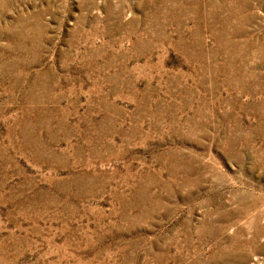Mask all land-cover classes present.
Segmentation results:
<instances>
[{"label":"rangeland","instance_id":"rangeland-1","mask_svg":"<svg viewBox=\"0 0 264 264\" xmlns=\"http://www.w3.org/2000/svg\"><path fill=\"white\" fill-rule=\"evenodd\" d=\"M0 264H264V0H0Z\"/></svg>","mask_w":264,"mask_h":264}]
</instances>
